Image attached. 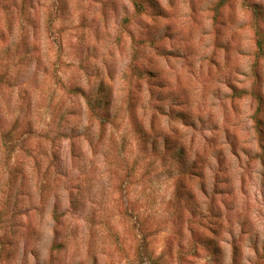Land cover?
I'll use <instances>...</instances> for the list:
<instances>
[{"label": "clouds", "instance_id": "9594fccd", "mask_svg": "<svg viewBox=\"0 0 264 264\" xmlns=\"http://www.w3.org/2000/svg\"><path fill=\"white\" fill-rule=\"evenodd\" d=\"M0 264H264V0H0Z\"/></svg>", "mask_w": 264, "mask_h": 264}]
</instances>
